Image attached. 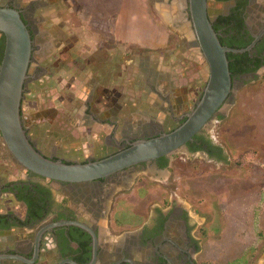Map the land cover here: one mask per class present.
<instances>
[{"label":"rangeland","instance_id":"rangeland-1","mask_svg":"<svg viewBox=\"0 0 264 264\" xmlns=\"http://www.w3.org/2000/svg\"><path fill=\"white\" fill-rule=\"evenodd\" d=\"M32 1L34 0H15V4L22 6ZM89 1L93 0L84 2L88 6V14H93L94 11L99 15L110 14L111 7L108 8L106 0H98V3L94 0L96 6H92ZM207 1L212 16L215 12L223 11L221 3ZM3 2L4 0H0V5ZM65 3L63 4V0H51L46 10L38 8V14L46 19L40 25L43 34L42 45L46 46L41 61L44 69L36 75L35 83L27 85L23 99L25 101L22 100V105L26 108L23 112H28L31 116L24 119L22 115L23 123L29 127L31 137L44 145V148L53 142L63 141L64 144L76 139L84 145L85 141L91 140V135L88 138L72 135L79 119L72 120L67 117V110L72 109L73 114L80 107L86 100L83 97L89 91V86L96 80L102 82V87L98 95L92 98L91 108L104 118L102 122H108L110 125L115 121L130 130L133 127H129V124L133 121L142 119V116L150 117L152 114L150 106L147 105L149 101H159L158 98H151L153 96L149 94L147 81L156 84L158 80L161 83L157 87L170 91L169 101L174 116L188 109L198 99L208 76V67L196 44H190L189 31L182 25L184 20L181 9L185 4L183 0L146 2L151 18L167 36L165 45L150 49L128 43L119 45V50H110L114 52L112 56L105 55L108 49L92 53V41L87 39L86 42L83 35L73 37L68 32L79 25L75 10H71L72 5L68 0ZM100 26L107 31V23L101 22ZM79 40L85 43L80 45ZM60 42L62 44L59 48L57 45ZM100 62H103V72L95 70L94 64ZM244 83L245 85L240 86L234 94V97L237 95L238 103L234 109H228L230 115L220 122L214 118L210 121L212 136L218 141L226 138L230 143L228 153L231 154L226 160V163L230 164L217 165L196 157L187 160L176 151L172 154V167L164 176L153 177L142 173L138 178L149 190L166 197L172 190L185 197L184 188L188 189L190 201L198 206L207 221L213 222L206 230L204 249L208 258L217 264L241 257L246 259L245 264H264V78L256 83ZM29 87H32L33 91L27 94ZM146 93L150 97L146 98ZM26 97H30L31 103L36 106L27 107ZM163 107L166 105L163 104ZM54 108L58 109L57 116L52 113ZM43 110H48L49 113H40ZM167 115L168 113L157 111L155 113L161 120L168 119ZM56 124L60 128L56 129ZM174 125L169 124V129ZM61 133H64V136ZM217 135L220 138H217ZM103 140L104 133L92 140L94 144L103 146L100 149V157L112 151L104 147ZM77 152L68 151L67 154L77 161L90 158L87 152H83L86 157L78 159ZM0 172L4 173L7 179H15L22 174L1 137ZM187 176L189 185L185 183ZM128 196L139 197L134 196V193ZM176 199L184 201L183 205L189 208L186 201L188 199ZM133 205L126 202L128 207ZM0 210L21 212L20 205L16 204L9 194L0 197ZM127 211L124 207L122 213L127 214ZM135 221L134 218L127 220L120 216L119 222ZM216 223L217 226L214 227Z\"/></svg>","mask_w":264,"mask_h":264},{"label":"flooded vegetation","instance_id":"flooded-vegetation-1","mask_svg":"<svg viewBox=\"0 0 264 264\" xmlns=\"http://www.w3.org/2000/svg\"><path fill=\"white\" fill-rule=\"evenodd\" d=\"M183 1L182 25L188 29L190 42L194 43L187 0ZM214 2L217 3V0ZM219 3L223 5L221 12L228 18V22L221 23L218 30L217 13L212 16L210 8L207 9L216 33L223 39L224 46L241 47L239 49L251 46L243 52H247L251 59L250 67H257L231 76V92L213 117L217 122L230 115L228 109L237 107V95L234 97V94L240 86L245 85L244 82L256 83L264 78V0H223ZM4 5L17 8L30 31L33 51L29 74L36 76L42 71L43 49H46L42 45L40 25L44 19L37 12L38 1L17 6L15 0H4L0 6ZM2 43L0 34V62L3 55ZM232 60L235 61V58ZM34 81L27 79V85ZM159 83L161 82L156 80V84L149 81L146 84L149 94L153 96L151 98L159 100L147 104L152 112L150 120L156 118V111L168 113V119L163 118L159 125L154 126L153 122L146 120L148 117L142 116V119L131 123L133 126L129 124V127H133L131 130L117 126L116 130L119 131L122 127V132L110 153L128 147L139 138L154 137L169 130V124L174 123L173 128L186 118L185 114L192 109L194 103L174 116L169 101L170 91L157 87ZM145 96L150 97L147 93ZM83 113L91 114L86 110ZM23 125L29 134V127L24 123ZM210 126L209 122L177 153L184 155L187 160L196 157L217 165H228L230 163L227 164L226 160L231 154L228 153L230 143L226 138L216 140L211 134ZM217 138H220L219 135ZM30 139L44 156L68 162L77 161L59 156L62 142H53L44 148L37 140L32 137ZM172 156H163L162 159L140 163L104 178L80 183L44 179L22 168L11 156L22 174L15 179H7L0 172V197L9 194L20 205L21 212L0 210V264H72L70 261L76 264H217L208 258L204 249L206 230L213 222L207 221L198 206L190 201L188 189L184 188L185 197L174 190L166 192V197L155 194L142 180L138 181L142 173L153 177L164 176L172 167ZM96 158L98 157L91 156L88 159ZM188 178L187 176L185 183L189 185ZM132 193L139 197L128 196ZM176 197L188 199L186 201L189 208ZM126 202L134 205L128 207ZM124 207L128 209L127 214L122 213ZM219 211L218 209L217 212ZM213 213L217 217L216 212ZM120 216L127 220L134 218L136 221L120 223ZM59 221L85 223L94 233L96 241L91 232L77 225L63 224L47 228Z\"/></svg>","mask_w":264,"mask_h":264},{"label":"water","instance_id":"water-1","mask_svg":"<svg viewBox=\"0 0 264 264\" xmlns=\"http://www.w3.org/2000/svg\"><path fill=\"white\" fill-rule=\"evenodd\" d=\"M207 9V0H187L195 44L207 64L208 76L192 109L185 114L186 118L171 130L162 131L154 137L139 138L128 147L103 157L87 159L84 162H68L44 156L36 149L26 132L21 105L27 90V79H36L35 75L29 74L33 40L20 11L12 6H0V33L4 36L0 62V137L8 152L22 168L44 179L80 183L170 156L183 148L213 119L217 109L231 92L232 81L226 54L243 52L251 47L236 49L222 45ZM63 224H73L88 230L96 241L92 230L80 221H59L47 228ZM17 258L24 260L22 257Z\"/></svg>","mask_w":264,"mask_h":264},{"label":"crops","instance_id":"crops-1","mask_svg":"<svg viewBox=\"0 0 264 264\" xmlns=\"http://www.w3.org/2000/svg\"><path fill=\"white\" fill-rule=\"evenodd\" d=\"M38 7L44 8L45 10L50 6L51 0H37ZM88 0H68V3L72 5L71 10H75L77 24L79 27L75 29H70L68 31L71 35H76L85 38L86 42L87 39L92 41L93 43V52L97 53V51L102 52L103 49H108L105 51L106 56H112L114 52L110 50H119V45L124 46L125 44H136L140 48H155L157 46H163L166 44L167 36L161 32L158 24L151 18V15L147 9V0H106L108 4V8L111 7L109 10L110 14L99 15L97 11H94L93 14H88L87 12V5L84 4ZM98 3V0H95ZM89 1L92 6H96V2ZM67 0H63V4H66ZM69 5V6H70ZM85 5V6H84ZM79 7V8H78ZM46 20V19H45ZM44 20V21H45ZM59 21V20H58ZM67 21V20H64ZM101 22H105L108 24L107 31L104 30L102 27L101 29ZM72 28V27H71ZM104 37L106 40H104ZM96 40V41H95ZM106 41V42H103ZM85 42L79 40V44L82 45ZM95 43V44H94ZM105 43V44H104ZM61 42L57 47L60 48ZM104 44V45H103ZM192 44V42H190ZM56 42L54 43V46ZM92 47V46H91ZM96 51V52H95ZM91 55V54H90ZM101 63L94 64V66L98 67L95 70H101L103 72V66L101 67ZM100 66V67H99ZM101 68V69H100ZM44 67L42 65L41 70L43 71ZM41 71V72H42ZM90 74H88L89 76ZM90 77V76H89ZM102 79V78H101ZM37 80L34 81V83ZM151 83V82H150ZM33 84V83H32ZM102 82L100 80H96L91 86H89V91L86 93V100L80 105V107L72 114V109L67 110L68 114L67 117L74 119H79L78 123L76 124L75 128L72 131V135H76L77 137L86 136L87 138L91 135L90 141H85L84 145H81V141L71 139L69 142H66L61 145L59 156L61 158L69 157L67 152L78 151L77 158L79 159L86 157V154L83 152H87L89 157H100L102 154L100 149L103 147L102 145L94 144L92 140H94L98 135L104 133V147L106 149H113L114 143H118L119 137L122 132V127H120L119 131L116 130L117 126H120L119 123L111 122L110 125L108 122H102L104 120L103 117H100L97 111L91 108L92 98H95L100 91ZM33 91L32 87H29L27 94H30ZM78 95V94H76ZM78 97H81L78 95ZM28 100L27 107H34L36 104L31 103L30 97H26ZM25 101V100H23ZM151 102V101H149ZM23 109H26L24 105H22V115L25 119L26 117L30 118V113L23 112ZM57 110L54 108L52 110L53 115L57 116ZM90 111V115H86L83 112ZM44 112L49 113L48 110L41 111L40 113ZM39 113V112H38ZM37 113V115H38ZM39 113V114H40ZM66 115V114H65ZM154 116V115H152ZM150 117L146 119L147 121L153 122V125H159L160 121L159 118H154L150 120ZM65 119V118H63ZM57 121V119H56ZM56 129L59 127L58 124L54 126ZM60 128V127H59ZM55 129V131H56ZM59 132V130H57ZM64 136V133H61ZM31 137V133H29ZM60 142V141H59ZM63 142V141H62ZM61 143V142H60ZM44 146V145H43ZM83 146V148H82ZM85 155V156H84Z\"/></svg>","mask_w":264,"mask_h":264},{"label":"trees","instance_id":"trees-1","mask_svg":"<svg viewBox=\"0 0 264 264\" xmlns=\"http://www.w3.org/2000/svg\"><path fill=\"white\" fill-rule=\"evenodd\" d=\"M221 1H223V0H217V3L221 2ZM209 13H210V11H209ZM215 13H217V30H218V28L221 27V23L226 22V24H227L228 18L226 16H224L221 11L220 12H215ZM213 28H214V30L216 32V27L214 25H213ZM1 35H2V42H3L2 46H3V49H4V36H3V34H1ZM218 38H219L220 43L222 45H224L223 41H222L223 39L221 38V36L218 35ZM194 43H196V42L194 41ZM229 47L230 48H236V49L241 48V47H232L230 45H229ZM226 56H227L228 68H229V72H230L231 76L255 70L256 67H257V65H255L253 67H250L251 59L248 57L247 52L235 53V54L231 53V52H228L226 54ZM232 58H235V61L232 60ZM173 128H171V129H173ZM171 129H169V130H171ZM159 159H162V157L159 158ZM80 162H84V161H80ZM245 263H246V259L241 257V258L235 259L233 261L226 262L224 264H245Z\"/></svg>","mask_w":264,"mask_h":264}]
</instances>
